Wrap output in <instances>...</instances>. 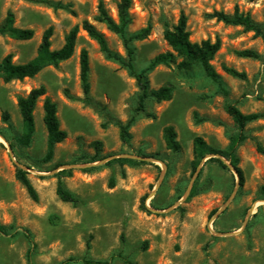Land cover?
I'll return each instance as SVG.
<instances>
[{"label": "rangeland", "instance_id": "rangeland-1", "mask_svg": "<svg viewBox=\"0 0 264 264\" xmlns=\"http://www.w3.org/2000/svg\"><path fill=\"white\" fill-rule=\"evenodd\" d=\"M48 5L25 0H0V24L6 14L14 26L31 29L33 38L16 41L0 35V61L7 54L14 63H25L36 55L43 32L52 28L51 50L59 49L66 35L77 27L72 57L58 67L47 66L35 77L4 83L0 78V224L18 231L14 237L0 235V264H27V230L36 244L33 264H60L74 258L108 260L121 254L137 264H264V0H131L129 32L151 25L148 37L133 43L136 71L144 70L159 53L169 50L164 28L175 25L181 13L187 17L191 42L219 39L221 46L211 64L220 85L195 66L179 72L175 64L159 65L148 72L150 90L172 89L169 101H147L148 118L135 112L136 80L125 68L105 59L98 45L81 28L84 20L102 32L111 50L126 58L120 39L94 21L100 0H48ZM116 19V0H102ZM249 14L260 25L263 36L224 25L206 14L213 11ZM89 56V92L80 83L79 54ZM253 50L259 58L236 55ZM178 62V60H177ZM232 67L245 80L224 73ZM44 86L46 96L57 104L65 140L54 148L48 163L35 164L46 151V131L40 98L34 110L35 131L26 148L15 147L22 132L17 98ZM234 104L242 113L262 117L245 127L246 140L236 155L243 172V185L233 171L221 168L205 156L192 172L193 140L200 137L215 150H224L237 129L224 111ZM6 113L8 121L2 115ZM128 128L129 140L120 138V126ZM173 126L180 148H166L163 129ZM102 144L99 161L93 142ZM10 144L14 145L11 148ZM132 158L136 166L108 165L115 159ZM16 165L38 193L32 201L15 179ZM99 167L92 172L84 169ZM70 168L62 179L76 195L77 205L61 202L55 194L56 174ZM115 178V186L107 187ZM195 187L197 194L189 198ZM144 204V205H143ZM145 207V210L143 209ZM146 242V248L143 244ZM70 264H82L80 262ZM113 264H123L115 257Z\"/></svg>", "mask_w": 264, "mask_h": 264}, {"label": "trees", "instance_id": "trees-1", "mask_svg": "<svg viewBox=\"0 0 264 264\" xmlns=\"http://www.w3.org/2000/svg\"><path fill=\"white\" fill-rule=\"evenodd\" d=\"M34 4H43L52 7L53 9L60 8V4H54L48 0H25ZM131 0H116L115 11L116 19H114L104 2L100 0L97 5V14L94 17V21L103 24L106 29L116 35L125 50L126 58H123L117 52L111 50L108 46L105 35L100 32L94 24L87 20H84L81 24V28L87 33L88 37L95 41L98 45L99 51L103 54L105 59L117 63L120 67L125 68L130 76L136 80L139 92L137 94V106L135 112L142 113L148 118H155V115L147 110V101L153 100L156 103L162 101H169L172 98V89L169 87H160L156 90H150L149 81L147 78L148 72L152 71L159 65L169 66L170 64L176 65V70L179 72L192 70L195 66H198L203 74L209 78L212 82L220 85V76L215 71L211 64L216 53L219 51L221 43L219 39H215L213 42L209 39L201 40L200 42H191L189 39V31L187 30V17L181 13L178 21L171 27H165L163 31V39L169 47V50L157 54L142 71H136L134 60V48L133 43L136 41H142L148 37L151 31V25L147 24L144 28L136 31L129 32L128 27L131 24L130 8ZM207 19H214L217 22H221L227 26L241 27L244 32H253L256 36H263L262 29L249 14L240 13L237 9H234L232 13L224 11H213L205 15ZM78 28L73 27L64 39L63 45L57 50H51L50 38L52 36V28L46 29L41 37L40 44L37 48L36 55L31 60L25 63H14L12 61V55L7 54L0 61V78L4 83H8L13 80H23L25 78L35 77L43 68L47 66L58 67L61 62L70 59L74 53L76 34ZM0 35H6L16 41H29L33 38L34 32L31 29H22L14 26V16L11 12L6 14L4 21L0 24ZM237 56L244 58L257 59L259 55L253 50H239L235 52ZM178 60V62H177ZM79 68H80V83L85 95L89 92V56L85 49H82L79 54ZM224 73L236 78L245 80L246 76L243 72H239L232 67L223 66ZM43 97L42 101V122L46 131V151L44 157L39 160H35V164L48 163L52 160L54 154V148L57 144L63 142L67 137V133L60 126V122L57 115V104L46 96V88L39 86L31 89L25 96H19L17 98V107L22 122L21 135L15 138V147L26 148L30 145L34 131V110L37 101ZM224 111L232 119L237 133L230 136L228 145L224 150H215L208 147L200 137H195L193 140V160H192V172H195L199 163L208 155H218L229 163L232 169L235 171L238 184L240 187L243 185V172L239 167V159L236 155L238 146L246 140V134L244 132L245 127L262 117L259 113H242L234 104H225ZM4 122L8 121L6 113L2 115ZM132 117L126 125L120 126V138L124 143L129 140L128 128L133 122ZM0 136L5 138L3 134ZM163 140L167 149L175 152L180 146L177 141V133L173 126H166L163 129ZM11 148L14 145L10 144ZM93 147L96 150L95 156H93L89 163L99 161L101 158L98 156L102 144L99 141L93 142ZM260 153L264 154V150L257 147ZM210 161L216 162L221 168L227 169V165L220 158H210ZM136 166L140 164V161L132 158H115L108 162L111 164ZM99 167L90 166L84 169L85 172H92ZM72 170L65 168L57 172L55 194L58 199L63 203H70L77 205L80 200L72 192L66 189L62 181L65 177H70ZM28 173L16 165L15 179L25 189L29 198L37 202L38 193L31 184L27 177ZM115 186V178L110 177L108 179L107 187L112 189ZM197 189L193 187L190 191L189 198L197 194ZM260 194L264 200V185L260 188ZM144 205V204H143ZM145 210V207L143 206ZM18 234V231H13L10 226L0 224V235L14 237ZM21 234L27 240L29 248L26 251V263H32V256L36 248V244L32 240L31 234L27 230H22ZM146 242L143 244V249L146 248ZM115 257L121 260L123 264H137L135 261L121 255L111 256L108 260H93L82 258L76 260L69 258L60 264H70L80 262L82 264H113Z\"/></svg>", "mask_w": 264, "mask_h": 264}, {"label": "water", "instance_id": "water-1", "mask_svg": "<svg viewBox=\"0 0 264 264\" xmlns=\"http://www.w3.org/2000/svg\"><path fill=\"white\" fill-rule=\"evenodd\" d=\"M208 156H210V157H214V158H220L226 165H227V167H229L232 171H233V173L236 175V173H235V171L232 169V167L229 165V163L227 162V161H225L223 158H221L220 156H218V155H208ZM116 158H121V157H116ZM18 166V165H17ZM92 166V165H91ZM20 167V166H19ZM198 167V166H197ZM21 168V167H20ZM65 169V168H64ZM237 176V175H236Z\"/></svg>", "mask_w": 264, "mask_h": 264}]
</instances>
